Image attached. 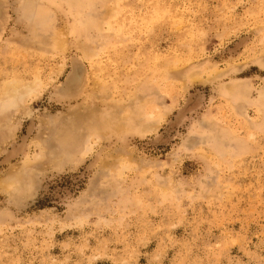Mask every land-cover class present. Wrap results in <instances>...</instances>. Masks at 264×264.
Segmentation results:
<instances>
[{"label":"rangeland","instance_id":"rangeland-1","mask_svg":"<svg viewBox=\"0 0 264 264\" xmlns=\"http://www.w3.org/2000/svg\"><path fill=\"white\" fill-rule=\"evenodd\" d=\"M7 9L0 264H264V0Z\"/></svg>","mask_w":264,"mask_h":264},{"label":"bare ground","instance_id":"bare-ground-1","mask_svg":"<svg viewBox=\"0 0 264 264\" xmlns=\"http://www.w3.org/2000/svg\"><path fill=\"white\" fill-rule=\"evenodd\" d=\"M7 0H0V38L5 29L6 22H7ZM9 15V14H8ZM56 47L63 50V43L57 42ZM75 66V65H74ZM80 66V65H79ZM80 71V70H79ZM80 73V72H79ZM78 70L73 68L72 71L69 73L66 79V86L65 89L63 88V93L65 95L71 94L76 88L79 87L81 83V76L79 75ZM82 73V71H81ZM19 82V81H18ZM17 81L13 80L7 84V87L4 89V92L0 94V101L5 97L7 98H15L18 99L20 96H27L28 98L37 94V86H20ZM36 84V83H35ZM68 84V85H67ZM39 86V85H38ZM79 89V88H78ZM13 101V100H12ZM14 103V102H13ZM1 139V138H0Z\"/></svg>","mask_w":264,"mask_h":264}]
</instances>
